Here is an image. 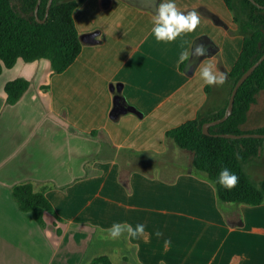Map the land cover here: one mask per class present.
Listing matches in <instances>:
<instances>
[{"label": "crops", "instance_id": "obj_1", "mask_svg": "<svg viewBox=\"0 0 264 264\" xmlns=\"http://www.w3.org/2000/svg\"><path fill=\"white\" fill-rule=\"evenodd\" d=\"M81 4L84 10L92 5L123 13L108 25L117 30L111 33L114 41L90 23L86 32L78 31L82 51L64 72L55 74L47 59H18L0 75V264H90L100 255L114 263L105 246L89 255L106 239L114 240L123 264H264V202H221L214 183L193 167L194 153L166 136L176 127L171 123L180 125L193 111L194 119L199 108L219 102L224 92L227 96L228 72L243 40L234 13L222 0ZM128 21L130 27L167 31L172 21L196 25L180 62L185 77L203 76L193 108L181 111L148 99L138 103L126 94L137 70L131 58L140 52L137 42L126 46L118 40ZM92 33L94 39L88 37ZM97 57L111 59V71L99 78V87H91ZM80 58L82 73L74 76L71 70ZM17 77L30 86L9 105L4 85ZM42 85L49 87L41 90ZM263 92L250 109L259 108L252 128L264 126ZM261 154L248 162L257 182L264 178ZM25 181L35 190L45 187L53 205L43 228L12 199L11 188Z\"/></svg>", "mask_w": 264, "mask_h": 264}, {"label": "trees", "instance_id": "obj_2", "mask_svg": "<svg viewBox=\"0 0 264 264\" xmlns=\"http://www.w3.org/2000/svg\"><path fill=\"white\" fill-rule=\"evenodd\" d=\"M222 1L234 13V21L243 33L239 56L228 72L227 99L220 109L204 110L194 119L169 129L166 136L179 148L194 153L193 167L214 183L221 202L260 205L264 202V178L254 181L246 171L245 164L261 154L264 138L228 139L214 134H264V126L244 129L252 105L256 103L258 94L264 91V60L237 90L230 116L222 123L211 126L209 134L202 131L203 124L224 115L235 82L264 52V8H259L250 0ZM254 1L264 6V0ZM37 2L0 0V75L4 69L12 68L18 59L27 63L47 59L53 72L60 74L81 53L82 43L73 15L83 0H53L43 23L36 18L44 19L48 0H41L35 14ZM29 86L30 81L24 77L6 82V103H18ZM48 87L42 85L41 90ZM205 91L210 93L212 87L207 85ZM44 189L35 190L30 181L11 188V196L18 209L29 213L41 228L45 226L44 214L54 212ZM55 219L60 220L57 216ZM91 264L114 263L107 255H100L93 258Z\"/></svg>", "mask_w": 264, "mask_h": 264}, {"label": "rangeland", "instance_id": "obj_3", "mask_svg": "<svg viewBox=\"0 0 264 264\" xmlns=\"http://www.w3.org/2000/svg\"><path fill=\"white\" fill-rule=\"evenodd\" d=\"M74 12V20L80 33L86 32L88 29L92 28L90 25V23H92L96 28H102V36H104V38L109 41L115 40V38L111 36V33L117 30H115V27H108V25L110 21H114H112V19L121 18L123 13L115 11L101 12L92 5L87 6V9L84 10L82 4H80ZM183 25L184 24H179L178 21H172L170 30L167 31L160 30L158 27H130L131 23L128 21L127 27L119 29L120 31L117 33L118 40L124 42L126 46H130L132 43L137 42L140 50L138 55L135 54L131 58L137 70L132 72L135 78L128 80L126 94H128L130 98L138 100V103H144L147 99L148 104L152 102L167 103L172 107L175 106L176 109H180L181 111L188 107L193 108L194 104L200 100V82L203 76L197 74L194 81H192L189 79L188 75L186 77L184 76L183 73H185V71H181L180 67V62L185 56V45L188 43L189 39H191L197 27L194 23H190V25L186 26ZM181 39L184 40V43L181 42ZM148 42H151V44ZM125 49L127 51L128 48ZM110 64L111 59L109 61L105 59L100 61L99 57L96 58L95 74L92 77L94 81L91 87L100 86L102 81L99 80V78L103 79L106 72L111 71V69L108 68ZM71 73L74 76L82 73V58H80L79 62L71 70ZM204 74H208L207 68L204 69ZM227 87L226 90L228 91L229 86ZM187 92H189V94H186ZM225 95L224 92L221 100L217 103L213 102L208 108L212 110L213 108L219 109L222 107L227 99ZM151 96H153L152 99H150ZM259 102L261 104L264 103V92L260 94ZM208 108L204 112L208 111ZM258 109V106H255L250 112L249 121L244 126L246 129L252 128L255 125ZM200 112L202 111L199 108L197 113ZM194 115L195 112L193 111L188 117L181 119L186 121L193 118ZM261 119L264 120V116L263 118L261 117ZM179 123V121L177 123H171L169 126H177ZM160 136V133L155 134L156 138ZM261 153V158L264 159V149ZM245 167L246 170L252 174L253 180L257 182L258 179L255 177L252 170L253 166L248 163L245 164ZM106 241L107 244L105 243ZM97 245H100L99 249L95 250L91 248L89 250V255H98L103 251V247L105 246L106 251H108L113 258L114 264H123L119 254L114 250L116 248L114 240L106 239Z\"/></svg>", "mask_w": 264, "mask_h": 264}, {"label": "water", "instance_id": "obj_4", "mask_svg": "<svg viewBox=\"0 0 264 264\" xmlns=\"http://www.w3.org/2000/svg\"><path fill=\"white\" fill-rule=\"evenodd\" d=\"M53 0H48V3H47V8H46V14H45V17L44 19L42 20H39L37 15H36V19L39 23H43L48 15V11H49V8L51 6V3H52ZM252 3H254L255 5H257L259 8H264V6L262 5H259L257 4L254 0H250ZM41 0H38L37 2V5H36V8H35V14L37 12V9H38V6L40 4ZM88 37L90 39H94L95 37V33H92L90 35H88ZM80 38V41H82L83 37H79ZM258 47L260 48L261 47V43L258 44ZM264 60V52L263 54L259 57V59L253 64L251 65L240 77L239 79L235 82L232 90H231V93H230V96H229V100H228V104H227V107H226V110H225V113L224 115L219 118V119H216V120H213V121H209V122H206L205 124H203L202 126V131L204 134H209V131L208 129L211 127V126H214V125H217V124H220L222 123L223 121H225L229 116L230 114L232 113V109H233V104H234V99H235V95L237 93V90L239 89V87L245 82V80L252 74V72L256 69V67ZM214 136L216 137H223V138H228V139H240V138H264V134H259V133H242V134H239V135H236V134H228V133H222V134H214Z\"/></svg>", "mask_w": 264, "mask_h": 264}]
</instances>
